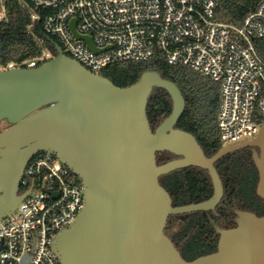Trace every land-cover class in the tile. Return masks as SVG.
<instances>
[{"label": "water", "instance_id": "1", "mask_svg": "<svg viewBox=\"0 0 264 264\" xmlns=\"http://www.w3.org/2000/svg\"><path fill=\"white\" fill-rule=\"evenodd\" d=\"M54 46L56 56L34 68H0V121L12 124L0 133V222L30 193L18 195L29 161L51 151L84 187L82 210L52 243L61 264H264V214L235 211L234 228H216V251L192 261L164 234L170 216L215 210L223 196L215 163L241 149H251L264 200V122L254 138L207 158L191 134L175 128L185 102L173 83L147 71L120 88ZM154 88L166 91L172 110L152 131L146 108ZM162 152L177 158L157 165ZM190 167L208 173L213 195L173 207L159 178Z\"/></svg>", "mask_w": 264, "mask_h": 264}, {"label": "built area", "instance_id": "2", "mask_svg": "<svg viewBox=\"0 0 264 264\" xmlns=\"http://www.w3.org/2000/svg\"><path fill=\"white\" fill-rule=\"evenodd\" d=\"M5 1L0 2V22ZM27 1L33 12L43 13L44 33L93 74L161 55L169 65L218 83L216 126L222 146L254 138L264 122V60L253 44L264 37V0L240 26L216 21L218 0ZM37 19L34 13L32 20ZM48 58L4 68H34ZM20 186V195L30 193L0 222V264H61L52 243L84 206L82 181L55 153L45 151L29 161Z\"/></svg>", "mask_w": 264, "mask_h": 264}, {"label": "trees", "instance_id": "3", "mask_svg": "<svg viewBox=\"0 0 264 264\" xmlns=\"http://www.w3.org/2000/svg\"><path fill=\"white\" fill-rule=\"evenodd\" d=\"M20 1H5V19L0 22V67L24 66L43 55H48L49 60L57 54L54 46L57 40L43 31V13L35 10L39 19L33 21L32 14ZM261 1L218 0L215 19L240 26L244 16ZM253 44L264 60V37L254 40ZM147 71L158 73L177 87L185 107L175 128L191 134L207 158L213 156L222 147L216 126L219 84L187 67L169 65L161 55L146 62L116 63L104 68L100 75L113 85L125 88L136 83ZM171 110L170 96L163 89L154 88L146 108L152 131ZM176 158L168 152L157 153L156 163L162 165ZM215 169L223 186V196L215 210L170 216L164 230L185 261L214 253L218 242L216 228H234L235 211L250 212L258 217L264 214V200L256 194L258 173L250 148L223 157L215 163ZM159 184L169 194L173 207L202 203L213 195L208 173L199 168L174 171L160 177Z\"/></svg>", "mask_w": 264, "mask_h": 264}, {"label": "flooded vegetation", "instance_id": "4", "mask_svg": "<svg viewBox=\"0 0 264 264\" xmlns=\"http://www.w3.org/2000/svg\"><path fill=\"white\" fill-rule=\"evenodd\" d=\"M0 68L5 69L4 67H0ZM11 126H12V124L8 123L6 120L0 121V133L3 132L4 130L8 129ZM20 190H21V186H19L18 195H20L19 194Z\"/></svg>", "mask_w": 264, "mask_h": 264}, {"label": "rangeland", "instance_id": "5", "mask_svg": "<svg viewBox=\"0 0 264 264\" xmlns=\"http://www.w3.org/2000/svg\"><path fill=\"white\" fill-rule=\"evenodd\" d=\"M0 2L1 4H3L4 0H0ZM20 2L32 15H34L32 8L28 5V3L25 0H21Z\"/></svg>", "mask_w": 264, "mask_h": 264}]
</instances>
